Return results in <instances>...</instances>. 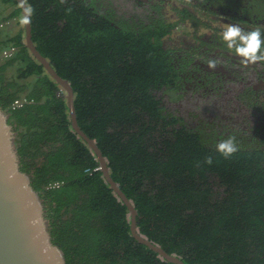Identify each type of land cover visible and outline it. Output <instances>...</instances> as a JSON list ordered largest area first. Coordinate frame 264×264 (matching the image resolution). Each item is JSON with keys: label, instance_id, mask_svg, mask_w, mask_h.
<instances>
[{"label": "trees", "instance_id": "trees-1", "mask_svg": "<svg viewBox=\"0 0 264 264\" xmlns=\"http://www.w3.org/2000/svg\"><path fill=\"white\" fill-rule=\"evenodd\" d=\"M24 1L32 42L69 81L77 123L132 200L139 232L184 264H264V150L237 146L225 158L215 140L162 115L152 90L169 67L158 35L94 19L71 0ZM12 18L19 29L9 36ZM10 45L0 108L65 264H174L132 237L127 207L72 130L64 92L24 44L17 1L0 0V49Z\"/></svg>", "mask_w": 264, "mask_h": 264}, {"label": "flooded vegetation", "instance_id": "flooded-vegetation-1", "mask_svg": "<svg viewBox=\"0 0 264 264\" xmlns=\"http://www.w3.org/2000/svg\"><path fill=\"white\" fill-rule=\"evenodd\" d=\"M71 2L115 27L158 35L168 79L152 92L162 115L175 117L177 128L217 143L232 136L237 146L264 150V61L244 65L222 39L235 24L245 32L259 28L264 40V0Z\"/></svg>", "mask_w": 264, "mask_h": 264}, {"label": "water", "instance_id": "water-1", "mask_svg": "<svg viewBox=\"0 0 264 264\" xmlns=\"http://www.w3.org/2000/svg\"><path fill=\"white\" fill-rule=\"evenodd\" d=\"M24 25V44L64 92L72 130L96 155L105 182L128 209L130 233L139 243L157 253L163 260L184 264L182 259L167 253L159 244L140 233L132 200L110 176L108 163L94 139L79 127L73 104V89L67 79L57 74L50 62L40 54L31 39L30 13L24 0H16ZM28 17L29 22L24 23ZM15 132L8 123V114L0 108V264H65L62 250L52 243L42 201L31 187L28 174L19 168L14 145Z\"/></svg>", "mask_w": 264, "mask_h": 264}, {"label": "clouds", "instance_id": "clouds-1", "mask_svg": "<svg viewBox=\"0 0 264 264\" xmlns=\"http://www.w3.org/2000/svg\"><path fill=\"white\" fill-rule=\"evenodd\" d=\"M60 3H65V0H60ZM28 22L29 18L25 17L24 23ZM222 39L229 49H234L235 54L242 58L241 63L244 65L264 61V40L261 39V31L259 28L245 32L239 26L230 24L223 31ZM208 66L215 68L216 62L210 61ZM216 150L225 158L230 157L238 151L235 138L228 136L222 139L217 143ZM205 163L211 165V157H207Z\"/></svg>", "mask_w": 264, "mask_h": 264}, {"label": "built area", "instance_id": "built-area-1", "mask_svg": "<svg viewBox=\"0 0 264 264\" xmlns=\"http://www.w3.org/2000/svg\"><path fill=\"white\" fill-rule=\"evenodd\" d=\"M15 50L16 47L13 45L0 49V60L2 58H7L11 56L15 52ZM26 102L27 100L24 97L15 99L11 104V108L14 109L16 107H20ZM97 170H100V165L95 167L92 171H97ZM85 171L90 172V169H86ZM52 186H58V183H54Z\"/></svg>", "mask_w": 264, "mask_h": 264}, {"label": "crops", "instance_id": "crops-1", "mask_svg": "<svg viewBox=\"0 0 264 264\" xmlns=\"http://www.w3.org/2000/svg\"><path fill=\"white\" fill-rule=\"evenodd\" d=\"M10 10H7V13H9ZM18 22L19 20L16 18H12L11 20H9L6 25L4 26L5 32L10 36L13 35L17 32V30L19 29L18 26Z\"/></svg>", "mask_w": 264, "mask_h": 264}]
</instances>
